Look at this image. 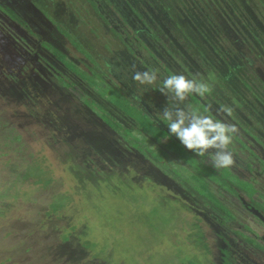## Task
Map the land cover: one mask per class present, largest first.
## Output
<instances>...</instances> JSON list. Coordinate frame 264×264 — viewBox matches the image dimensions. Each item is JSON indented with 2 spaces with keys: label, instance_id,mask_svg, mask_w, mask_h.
<instances>
[{
  "label": "rangeland",
  "instance_id": "1",
  "mask_svg": "<svg viewBox=\"0 0 264 264\" xmlns=\"http://www.w3.org/2000/svg\"><path fill=\"white\" fill-rule=\"evenodd\" d=\"M31 1L51 25L18 10L40 24L33 32L15 22L29 47L0 18V264H206L237 223L264 232L222 187L212 181L204 192L191 154L163 137L173 132L166 119L178 124L205 163L230 167L229 187L250 188L237 175H257L250 151L264 157V0ZM95 68L147 116L96 86ZM180 78L190 87L179 90ZM198 83L212 91L201 98L206 110L185 94ZM156 145L169 153L164 163L151 157ZM30 167L48 183L23 178ZM233 247L237 264L257 254L264 263L261 252Z\"/></svg>",
  "mask_w": 264,
  "mask_h": 264
},
{
  "label": "flooded vegetation",
  "instance_id": "2",
  "mask_svg": "<svg viewBox=\"0 0 264 264\" xmlns=\"http://www.w3.org/2000/svg\"><path fill=\"white\" fill-rule=\"evenodd\" d=\"M0 8L5 9L12 19L16 18V21L11 22V19L0 11V18L3 17L2 18L3 21L6 22V25L4 26L3 30H5V28H6V32H7V30H10L12 33V35H10L11 39L14 42H16V44L18 46H21L23 44L21 46L22 49H24L25 47H29V45H27V42H29V37L31 39H32V37L27 34L28 33L27 30H25V29L21 30L19 28V26L15 24V22L20 21V23H23L24 26L28 30H31L33 32H34V30H33L34 27H40V24L34 23L32 26H30V24H28L29 21L25 20L23 18L24 16L22 14L17 13L18 10H20L21 12L32 11V12H29V14L31 16H27L28 18H30V20H32L31 18H32L33 14H37L42 19V21L39 20V22L41 24H44V25L47 24V26H48V24L51 25L48 22L47 18L42 15V11H40L38 9V7L35 6L31 0H0ZM6 44H7V41H6V37H5V39L0 42V51H2V53L4 52L2 45H4L6 48ZM30 50H31V48H30ZM223 127L228 128L227 126H224V125H223ZM228 130L231 131V129H229V128H228ZM242 130H243L242 132L244 134L248 135V137H251L253 140L258 141L260 144H262L261 141L258 139L257 135L250 133L249 128L243 127ZM232 133L234 134V132H232ZM234 135L240 141V142L238 141L237 143L242 148L246 149L247 145H246L245 141L242 138H240L238 135H236V134H234ZM250 154L253 155V157L257 161V164H258L257 175H251L250 174L249 176H246L247 178L246 177L240 178L241 176L237 175V181L239 183L249 184L250 188L247 185L248 189H244V188L241 189V188L237 187V188H233V190H226V191L228 193H230L231 196L238 201V203L240 204V206L242 207V209L244 211H246L249 215L252 216V219H253L252 224L257 225L258 227L262 228L264 231V203H262L264 201V189L260 190L256 186L258 176L263 177V175H264V157L257 154V153H254V151L253 152L250 151ZM222 168H225V170L229 171L230 174L232 173L231 169L228 165L223 164ZM245 169L248 172L254 171V168L251 167L250 164H246ZM237 189H240L245 197L241 196ZM221 203L223 204V207L225 208V210H227L232 215V213H231L232 211L230 210V208L226 204H224L223 202H221ZM232 217H233L232 219H234L233 215H232ZM221 224L226 225V223L225 222L223 223V221L221 222ZM237 226L238 227H236V228L232 227L233 230L231 232V235H233V238L223 237V235L221 236V234H220L219 239H220V241H222V244H221L222 246H220V248L218 249L219 254H220L217 257L218 260L216 261V260H213V259L207 257L208 260L206 261V264H237V262L234 261V259L232 258V256H234L233 254L236 253L237 251L234 250V251H232V253H230V251L228 250L229 247L230 248L232 247L234 249L233 246L235 245V242H238V243L241 242L244 245V249L251 247L255 251H259V252H261L262 255H264V232H262V233L255 232L254 228L248 223H237ZM243 229L249 231L250 234H252L253 236L245 235L243 232ZM238 236L240 238H238ZM245 237L253 239L254 242L250 243L247 239H245ZM259 256L260 255L257 254V255H255L254 258L248 257L250 260V263L251 264H261V262H263V261L259 262L261 260V257H259Z\"/></svg>",
  "mask_w": 264,
  "mask_h": 264
},
{
  "label": "trees",
  "instance_id": "3",
  "mask_svg": "<svg viewBox=\"0 0 264 264\" xmlns=\"http://www.w3.org/2000/svg\"><path fill=\"white\" fill-rule=\"evenodd\" d=\"M109 4H112L111 3V1L110 0H106ZM93 3V2H92ZM93 5V4H92ZM135 13H136V15L137 16H140V14L139 13H137L136 11H135ZM123 20V19H122ZM124 23L126 24V22L124 21ZM127 26V25H126ZM127 29H129V26H127ZM66 30V29H65ZM130 30V29H129ZM67 32V31H66ZM118 36H120L121 37V35L119 34V33H116ZM153 39H158L157 38V36H156V34L153 32ZM94 71L95 72H91L88 76H92V80H94V83H95V85L96 86H99L100 88H102V89H106V90H109V89H112L113 88V90H112V95L113 96H117L119 99H120V102H122V103H127L130 107H128V108H132V110H136V111H138V112H140V113H142V115H143V117L145 118L146 116H147V114L142 110V109H140V108H138V106L137 105H135V104H133L132 103V101L130 100V99H128L125 95H124V93L119 89V87L118 86H116L115 84H113L110 80L109 81H106L105 79H104V77L101 75V74H99V73H97V71H96V68L94 69ZM86 73V72H85ZM168 73H170V72H168ZM171 75V74H170ZM199 84V86L197 87L198 89H196L197 91H196V93H192V92H190L188 89V92H186L185 94L187 95V96H189V97H191V98H193L192 100H194V101H192L191 100V106H193V109H195V110H206V108H205V105L203 104V103H201V98L203 97V95L204 94H212V91L210 90V89H207L206 90V85L205 84H202V83H198ZM62 85V84H61ZM67 85V86H66ZM65 86L67 87V88H69V87H71V85H69V84H66ZM63 86V85H62ZM64 86V87H65ZM202 87V88H201ZM203 87L205 88V89H203ZM111 92V91H110ZM114 92V93H113ZM118 94V95H117ZM127 98V99H126ZM83 102H87V103H91V104H93L92 102L93 101H91V100H89V99H87V98H84V100H83ZM103 111V110H102ZM104 114H106L105 116H107L108 117V119L106 118V117H101V115L99 116L98 115V117H99V119L112 131V132H115L116 134H119V135H121L118 131H117V129L115 128V126L114 125H116V124H114V122H115V120H113V118L110 116V115H108L106 112H104ZM103 114V115H104ZM149 116V115H148ZM167 121H164L167 125H169V124H173L171 121H169L168 119H166ZM151 121V124H155L154 123V121H152V120H150ZM164 122H163V124H164ZM165 125V124H164ZM162 129H164L163 127H162ZM174 136H177V137H179V138H175ZM164 138H166L167 140H166V142L169 144V143H175V144H181L180 146H181V150L182 151H184L185 153H187V154H191V156L193 157H191L193 160H192V163L196 166V170H195V173L193 174L194 175V177H196V179L195 180H198V181H200L201 183V188L204 190V192L207 190L208 192H210L209 191V182H214L215 184H217L218 186H220V188L222 187L223 189H225V190H233V187H229L228 185H229V181L228 182H225L224 180L226 179V175L229 173V171H227V170H225V168H222L221 170H219V171H217V170H215L214 168H212L209 164H207V163H205V156L202 158V157H199V155H200V153H203V154H206V153H204V151H202L198 146H196V145H194V144H192V142L190 141V139H187L186 137H184L182 134H181V132H179L178 130H175V131H173V132H171V134L169 135V136H167V137H165V136H163ZM174 137V138H173ZM17 139H18V137H17ZM145 140V139H144ZM124 141H126L125 139H124ZM180 141H183V142H185V145L182 143V142H180ZM126 142H128V141H126ZM129 144H130V146H131V148L132 149H134L135 147V145H134V143L131 145V143L130 142H128ZM153 144H155L154 142H152ZM189 145V146H188ZM133 146V147H132ZM141 144H140V147H138L137 146V149L138 150H136V151H138L139 153H141V155H143L144 157H147V155H146V153H149L148 152V149H143V148H141ZM155 150V151H154ZM149 151L150 152H157L158 154H154V155H151V157H154L153 159H154V161L155 162H157L158 163V161H161V162H163L164 163V160L166 159V158H168L169 157V153H168V151H165L164 152V150L163 149H161V147H159V146H153V149L152 148H150L149 149ZM199 152V153H198ZM166 153V154H165ZM208 154V153H207ZM206 154V155H207ZM158 155V156H157ZM201 158V159H200ZM186 163V162H185ZM36 167H30V168H28L27 169V173L24 175V177L23 178H25V179H27L28 177H30V176H34V177H36L37 178V180H36V182L37 183H39L40 182V184L41 183H48V180H47V178L46 177H43V176H45V175H42L43 173H42V171H40V172H38L37 171V168L35 169ZM33 169H35V172H32L31 170H33ZM225 172V173H224ZM227 172V173H226ZM230 174V173H229ZM223 175H225V176H223ZM209 178L211 179V180H209ZM58 205V207H53V209H57V208H60V206H59V204H57Z\"/></svg>",
  "mask_w": 264,
  "mask_h": 264
},
{
  "label": "clouds",
  "instance_id": "4",
  "mask_svg": "<svg viewBox=\"0 0 264 264\" xmlns=\"http://www.w3.org/2000/svg\"><path fill=\"white\" fill-rule=\"evenodd\" d=\"M177 87H178L179 90H184V89L190 87V85H189V84H186V83L184 82L183 78H180V79L177 81ZM178 127H179V125L176 124V123H174V124L171 125V128H172L173 131L177 130ZM189 134H190V133H189ZM225 141H226V138H225ZM228 162H229V163L231 162L230 159L228 160Z\"/></svg>",
  "mask_w": 264,
  "mask_h": 264
}]
</instances>
